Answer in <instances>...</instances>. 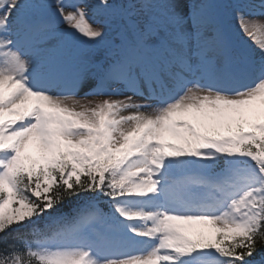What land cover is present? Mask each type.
<instances>
[{
    "label": "snow or ice",
    "instance_id": "obj_1",
    "mask_svg": "<svg viewBox=\"0 0 264 264\" xmlns=\"http://www.w3.org/2000/svg\"><path fill=\"white\" fill-rule=\"evenodd\" d=\"M0 264H264V0H0Z\"/></svg>",
    "mask_w": 264,
    "mask_h": 264
},
{
    "label": "rangeland",
    "instance_id": "obj_2",
    "mask_svg": "<svg viewBox=\"0 0 264 264\" xmlns=\"http://www.w3.org/2000/svg\"><path fill=\"white\" fill-rule=\"evenodd\" d=\"M89 99H97V100H98V99H102V98H90V97H89Z\"/></svg>",
    "mask_w": 264,
    "mask_h": 264
}]
</instances>
